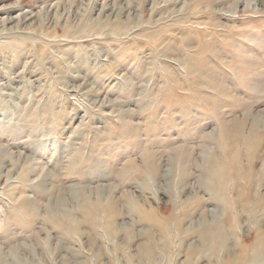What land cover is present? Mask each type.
I'll list each match as a JSON object with an SVG mask.
<instances>
[{"label": "rangeland", "instance_id": "1", "mask_svg": "<svg viewBox=\"0 0 264 264\" xmlns=\"http://www.w3.org/2000/svg\"><path fill=\"white\" fill-rule=\"evenodd\" d=\"M239 258L264 264V0H0V264Z\"/></svg>", "mask_w": 264, "mask_h": 264}, {"label": "bare ground", "instance_id": "2", "mask_svg": "<svg viewBox=\"0 0 264 264\" xmlns=\"http://www.w3.org/2000/svg\"><path fill=\"white\" fill-rule=\"evenodd\" d=\"M234 125H235V124H234ZM236 127H237V126H236ZM233 129H234V128H233ZM237 129H238V128H237ZM237 129H236V130H237ZM242 131H243V130H242ZM254 131H255V130H254ZM225 133H226V132H225ZM225 133H224V135H225ZM257 133H258V132H257ZM257 133H256V134H257ZM222 134H223V132H221V135H222ZM240 134H241V133H240ZM229 135H230V134H228V135L226 134V137L229 136ZM257 135H259V134H257ZM242 136H243V135H242ZM234 137H235V135H234ZM257 137H259V136H257ZM261 137H262V136H261ZM235 138H236V137H235ZM249 138H250V137H249ZM230 139H231V138H230ZM237 139H238V137H237ZM229 141H231V140H229ZM252 141H253V140H252ZM252 141H251V142H252ZM235 142H236V141H235ZM235 142H234V143H235ZM247 142H248V141H247ZM247 142H246V140H245V144H246ZM254 142H255V141H254ZM221 143H222V142H221ZM230 144H231V143H230ZM254 144H255V143H254ZM254 144H253V145H254ZM257 144H258V143H257ZM234 145H235V144H233L232 147H233ZM243 145H244V144H243ZM243 145H242V146H243ZM255 145H256V144H255ZM255 145H254V146H255ZM239 146H240V145H239ZM247 146H248V144H247ZM250 147H251V146L249 145V148H250ZM238 148H239V147H238ZM245 148L248 149L247 147H245ZM236 149H237V148H236ZM237 151H238V150H237ZM239 151H240V150H239ZM252 151H253V150H252ZM255 151H256V150H255ZM231 153H232V152H231ZM233 153H234V152H233ZM247 153H248V152H247ZM250 153H251V152H250ZM242 154L244 155V152H243ZM224 155H225V154H224ZM229 155H230V154H229ZM239 155H240V154H239ZM249 155H250V154H249ZM234 156H235V155H234ZM245 156H246V155H245ZM245 156H244V157H245ZM244 157H243V158H244ZM248 157H250V156H248ZM252 157H253V156H252ZM228 158H229V157H228ZM234 158H235V157H234ZM241 158H242V157H241ZM246 159H247V158H246ZM233 160L235 161V159H233ZM240 160H242V159H240ZM247 160H248V159H247ZM213 161H214V160H213ZM222 162H223V161H222ZM226 162H227V163H226V166L223 165V166L225 167V169H226L227 167L230 166L229 163H230L231 161H227V160H226ZM249 162H250V161H249ZM220 163H221V162H220ZM232 163H233V161H232ZM241 163H242V161H241ZM251 163H252V162H251ZM219 166H220V165H219ZM232 166H233V165H232ZM247 166H248V165H247ZM211 167H213V166H210V168H211ZM217 167H218V166H217ZM221 167H222V166H221ZM229 168H230V169H229L230 172H229V170L226 169L227 172L231 173L232 171H234L235 174H236V177H237V176H240L241 173H242V171H238V170H239V167L236 165V163H235V165L233 166V169H231L232 167H229ZM225 169H224V170H225ZM213 170H214V169H213ZM219 170H220V169H219ZM207 171H208V170H207ZM209 171H210V170H209ZM215 171H218V170H216V168H215ZM210 172H213V171H210ZM221 172H222V171H221ZM243 172H244V170H243ZM214 173L216 174V172H214ZM218 173H219V172H218ZM212 174H213V173H212ZM218 176H219V175H218ZM220 177H221V176H220ZM226 177H227V175H226ZM246 177H247V176H246ZM221 178L223 179V176H222ZM237 178H238V177H237ZM213 179H214V178H213ZM225 179H226V178H225ZM247 179H248V178H247ZM236 180H237V179H236ZM242 180H243V179H242ZM217 181H218V180H217ZM245 181H247V180L245 179ZM219 183H222V182H219ZM215 184H216V183H215ZM222 185H223V184H222ZM221 187H222V186H221ZM218 190H219V189H218ZM112 212H113L112 209H110L109 212H108V216H109V217H108V219H109V220H108V226H109V228H110L111 225H112V223H111V221H110V217L113 216V215H112ZM240 261H241V258H239V259H237V260H235V261L229 262V263H227V264H240Z\"/></svg>", "mask_w": 264, "mask_h": 264}]
</instances>
